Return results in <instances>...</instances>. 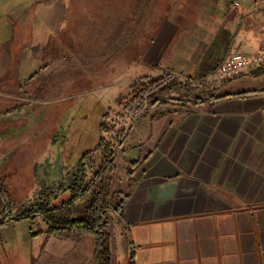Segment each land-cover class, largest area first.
Listing matches in <instances>:
<instances>
[{"label":"crops","instance_id":"obj_1","mask_svg":"<svg viewBox=\"0 0 264 264\" xmlns=\"http://www.w3.org/2000/svg\"><path fill=\"white\" fill-rule=\"evenodd\" d=\"M204 1L181 0L180 5L193 9L192 22L206 20L212 27L211 34L207 30L195 34L197 26L191 33L192 44L198 48L196 54L203 48L205 35L209 36V46L194 73L169 67L148 70L129 80V92L117 99V109L104 113L109 114L103 121L105 127L116 113L123 121L120 130L115 129L117 134L107 129L101 137L108 141L113 134L119 140L122 151L117 156L114 152L113 176L124 177L120 190L129 195L123 212L114 207V219L108 220L111 264L120 259L122 264H264V89L249 87L246 82L263 77L264 71L248 70L212 93L186 82L188 86L177 83L146 99L144 109L135 114L127 106L129 102L125 103L127 99L122 100L132 97L131 86L140 78L150 81L177 72L200 79L212 72L204 64L211 60L217 66L229 49L237 54H254L264 47V0H238L242 4L238 10L231 3L224 9L228 13L224 21L218 17L224 11L208 13L211 7ZM122 3L0 0V96L4 97L0 99V206L5 211L9 206L33 207L37 194H31L42 186L59 187L50 199L52 206L71 198L86 151L79 154V163H68V169L42 168L36 172L47 159L58 157L60 163L70 160L65 149L53 144L68 107H56L51 113L53 122L46 119L51 110L45 104H41L43 109L40 104L36 107L35 118L21 119L28 105H19L16 97L22 95L28 100L31 95L46 94V65L39 70L45 62L46 47L61 48L83 41L90 45L87 47L95 42L102 47L109 43V26L98 31L100 36L80 38L73 32L82 9H100L102 17L117 10L119 22ZM85 58L91 63L95 59L103 67L101 74L93 69L87 74V82H82L89 88L87 92L109 90L127 81L109 79L111 71L104 69V60L107 67L111 59L104 55L96 59L90 53ZM169 75L177 82L183 79ZM241 92L245 94L236 95ZM132 161L138 162L129 174ZM88 162L85 173L90 179L103 163V151L90 153ZM119 168L124 170L122 174ZM71 176L74 180L70 183ZM32 214L46 221L40 209ZM47 229L44 225L38 235L46 240L39 244V255L41 259L48 256L41 264H95L93 235L73 232L58 236ZM0 253L5 264H12L14 258L9 252Z\"/></svg>","mask_w":264,"mask_h":264},{"label":"rangeland","instance_id":"obj_2","mask_svg":"<svg viewBox=\"0 0 264 264\" xmlns=\"http://www.w3.org/2000/svg\"><path fill=\"white\" fill-rule=\"evenodd\" d=\"M122 1L124 3L120 7L119 22H117V10L114 12L111 11L110 16L104 15L102 17L99 16L101 14L100 9L94 8L93 10L88 8L87 10H81L78 15L79 21L74 26L73 32L80 38L86 35L91 37L92 34L94 36H100L101 32L98 34V31L105 26H109V43L107 45L102 47L95 42L94 46L87 47L90 45H85L83 41L61 48L57 46L46 47L45 62H42L39 68V70H42L46 65L44 68L47 70L45 75L46 82L44 84L46 94L31 95L28 100L22 99V95L16 97L19 100V105H28L27 111L23 112L25 116L21 119L35 118L37 114L36 107L40 104V107L43 109L44 105L41 104H45L44 107L51 110L47 113L46 119H51L50 122H53L55 118L51 113L54 109L56 107L61 108L62 106L68 107L62 114V127L60 128V133L57 132L53 137V144L57 145L58 148L61 146L65 149L70 155V160L61 161L60 163L58 157L47 159L39 167L37 166V173L42 171V168L68 169V163L70 165H73L75 162L79 163V154L96 147L100 137L105 134L101 129V123L104 121V113L111 108H118L117 99L121 95L129 92V80L136 78V76L148 70L159 71L167 67L176 69L180 73L188 74L189 71L194 73L200 60L204 56L203 52L209 46H207L209 36L205 35L203 48L200 54H196L198 48L194 47L191 40L193 29L197 26L196 28L198 30L195 34L198 35L201 32L204 34L205 30H207V33L209 32L208 34H211L212 31L209 30L212 27L206 24L205 19V22H200L199 24L192 22L193 17L191 18V16L195 12H193V9L187 10L186 8L180 7L182 4L181 0ZM187 1L197 2V0ZM204 2L211 7L208 13L219 10L224 11L231 3L233 5V0H205ZM226 12L224 11L222 16H218L222 21H224L223 17H226V14H228ZM207 21L209 23L210 19ZM90 53L96 59L102 58L103 55L108 58V61L111 59L107 67H105L106 61L104 60V69L107 70L108 68V71H111L109 79L113 81H127L109 90L87 92L89 88L82 84V82H87L86 76L89 71L93 69L95 70V74H101L103 69L101 62L95 61L94 59V63H91V59L88 60V58H85V54ZM161 76L155 77L154 79ZM227 81L226 79H218L202 85V88L205 89L206 93H212L214 88H219ZM246 82L249 87H254L255 89L262 88V91L264 89V75L261 78L248 79ZM177 83H184V86L187 85L184 79ZM222 93H224L223 90ZM2 98L4 97L0 96V99ZM125 99H127L125 103H128L130 100L127 96L122 97V100ZM20 114V117H22V113ZM114 116L112 121L108 122L106 128L108 132L117 134L115 129L120 130L119 128L122 126L123 121L118 120V113L114 114ZM112 122L116 123L112 124ZM109 140L116 154L115 156L119 155L122 151L121 148H117L119 144L117 142L119 140L113 134L109 135L108 141L105 139L106 142H109ZM79 168L80 173L82 170L81 166ZM99 168L97 169L99 170ZM119 171L122 174L124 170L119 168ZM68 173L67 171L64 176L68 175ZM41 176L43 175L41 174ZM93 177L94 174L89 178L92 179ZM65 178L69 179L70 176ZM72 180H74V176H71L70 183ZM123 180L124 177L119 174H114L113 176L112 172L109 175L106 209L107 220L114 219L115 214L113 209L116 202L122 198L119 194L122 193L120 188ZM66 187L69 190L68 183ZM57 188L59 187L55 185H51L48 189L42 186L37 192H32V196H36L37 194L33 207L32 205L24 208L9 206L6 209L9 210L7 212L4 210V207L0 206V252L3 250L9 252L14 258L12 264H41L48 257L43 256L41 259L39 255L41 250L39 244H44L46 240L43 241L38 236L44 225H47L49 229L47 220L43 221L39 216L32 213H23L29 208L37 209L42 202L50 204L51 197L58 191ZM38 194L40 196L39 199ZM59 203L63 204V201ZM79 205L80 211L84 212L86 201H81ZM9 214L15 217L22 216V218L18 220L11 219ZM14 216L12 217L14 218ZM1 254L0 264H5L6 259ZM48 261L50 260L48 259ZM119 261L117 264H122V260L120 259Z\"/></svg>","mask_w":264,"mask_h":264},{"label":"trees","instance_id":"obj_3","mask_svg":"<svg viewBox=\"0 0 264 264\" xmlns=\"http://www.w3.org/2000/svg\"><path fill=\"white\" fill-rule=\"evenodd\" d=\"M210 60L204 65L209 68V72L213 71L217 66L212 65ZM219 64V63H218ZM203 65V66H204ZM206 71V73H209ZM206 73L202 75H207ZM147 78H140L132 84V97L127 106L130 111L135 114L144 109L146 99L155 96L158 92L170 89L177 85V80L171 75H164L148 83ZM245 94L244 92L237 93V96ZM230 95V94H227ZM109 114L104 115V119H108ZM103 132L107 131L105 122L101 123ZM102 150L103 163L98 172L92 179H88L86 168L89 166L88 156L90 153ZM80 161L81 172L75 176V183L72 186V196L68 202H64L60 206H52L47 202H42L37 209L31 208L30 214L40 209L43 216L49 224V233L65 236L69 233L78 232L81 234L93 235L96 240L95 264H111V248L110 236L108 233V220L106 219L107 197H108V179L109 175L115 169L114 166V151L110 142H106L103 137H100L96 147L86 151ZM138 161H132L129 167V174H133V168ZM123 196L116 202L115 210L123 212L124 202L128 198V194L120 193ZM86 201L84 212H80L79 203ZM22 216H16L11 219L18 220Z\"/></svg>","mask_w":264,"mask_h":264},{"label":"built area","instance_id":"obj_4","mask_svg":"<svg viewBox=\"0 0 264 264\" xmlns=\"http://www.w3.org/2000/svg\"><path fill=\"white\" fill-rule=\"evenodd\" d=\"M233 6L238 10L241 8L242 4L240 1L234 0ZM251 69L264 71V47L254 54H237L231 48L226 52L225 56L219 62L218 66L207 76L200 79H194L190 76H183L182 74L177 72H167V74L180 76L191 87L202 88V85L212 81H216L218 79L228 80L239 77ZM128 132L129 129L127 130V132H125V134H128ZM123 137L125 138L126 136ZM120 147V145H117V148Z\"/></svg>","mask_w":264,"mask_h":264}]
</instances>
